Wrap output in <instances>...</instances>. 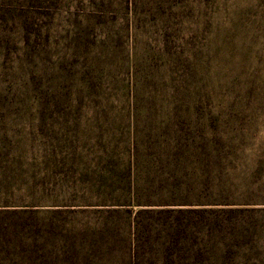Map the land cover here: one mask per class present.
Here are the masks:
<instances>
[{
	"label": "trees",
	"instance_id": "1",
	"mask_svg": "<svg viewBox=\"0 0 264 264\" xmlns=\"http://www.w3.org/2000/svg\"><path fill=\"white\" fill-rule=\"evenodd\" d=\"M24 29L33 55L43 27ZM108 30H71L54 75L31 71L0 84V121L64 131L38 173L19 177L7 157L0 214L48 207L55 217L117 216L129 222L123 248L135 264L147 245L155 264L210 260L212 247L245 237L242 219L264 210L251 207L260 201L242 191L244 182L230 183L247 144L218 132L246 119L242 103L252 92L225 62L229 35L214 25H127L137 41L121 54Z\"/></svg>",
	"mask_w": 264,
	"mask_h": 264
},
{
	"label": "rangeland",
	"instance_id": "2",
	"mask_svg": "<svg viewBox=\"0 0 264 264\" xmlns=\"http://www.w3.org/2000/svg\"><path fill=\"white\" fill-rule=\"evenodd\" d=\"M24 25L43 27L33 55L24 51ZM92 25L110 28L111 46L118 44L121 54H129L137 41L125 31L127 25H214L217 33L229 35L231 56L225 62L252 92L242 103L246 119L223 125L218 132L247 144L237 160L244 165L230 173V183L239 189L244 182L242 191L260 201L251 207L264 209V0H0V84L12 76L27 78L31 71L54 75L55 61L72 44L69 32ZM29 124L0 121V168L8 166L7 157H14L19 177L26 170L38 173L41 155L64 133L51 125ZM78 134L85 140L88 131L82 128ZM4 177L0 169V201L6 199ZM35 208V214H0V264L136 263L129 248H123L132 234L125 219L88 213L55 217L48 207ZM242 222L244 238L229 236L224 250L212 247L207 254L211 259L199 264H223V257L228 264H264V210ZM153 253L149 245L141 250V264H155Z\"/></svg>",
	"mask_w": 264,
	"mask_h": 264
}]
</instances>
